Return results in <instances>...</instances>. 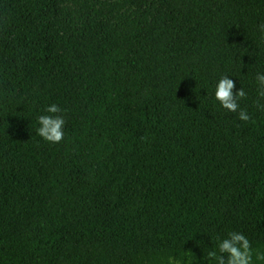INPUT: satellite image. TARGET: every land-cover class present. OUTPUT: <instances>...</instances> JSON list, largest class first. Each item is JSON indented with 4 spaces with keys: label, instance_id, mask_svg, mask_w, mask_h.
Segmentation results:
<instances>
[{
    "label": "trees",
    "instance_id": "1",
    "mask_svg": "<svg viewBox=\"0 0 264 264\" xmlns=\"http://www.w3.org/2000/svg\"><path fill=\"white\" fill-rule=\"evenodd\" d=\"M261 25L264 0H0V264H208L231 231L257 264Z\"/></svg>",
    "mask_w": 264,
    "mask_h": 264
},
{
    "label": "clouds",
    "instance_id": "2",
    "mask_svg": "<svg viewBox=\"0 0 264 264\" xmlns=\"http://www.w3.org/2000/svg\"><path fill=\"white\" fill-rule=\"evenodd\" d=\"M264 31V25H261ZM256 82L258 84V95L260 99H264V73L257 74ZM246 92L243 87L236 91V83L228 76H222L215 89V100L220 106L232 113H238L239 119L243 122H249L252 117L246 109H241L239 100L246 98ZM257 107L264 111V104L257 101ZM45 112L47 114L40 115L37 118L39 127L37 135L44 141L52 144H59L64 140L65 119L60 114L62 109L57 104H50ZM218 250L209 251L206 254L208 264L210 261H216V264H254L253 249L250 240L243 233L231 231L226 238H219ZM257 264H264V252L257 251L255 253ZM169 264H180L175 257L169 258Z\"/></svg>",
    "mask_w": 264,
    "mask_h": 264
}]
</instances>
